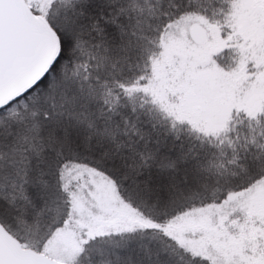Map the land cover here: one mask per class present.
Instances as JSON below:
<instances>
[{"label": "trees", "instance_id": "1", "mask_svg": "<svg viewBox=\"0 0 264 264\" xmlns=\"http://www.w3.org/2000/svg\"><path fill=\"white\" fill-rule=\"evenodd\" d=\"M234 2L49 1L40 13L57 52L37 79L0 103V224L8 233L40 248L68 216L66 168L83 163L111 179L145 222L87 237L77 261L213 264L169 232L180 213L264 177V103L256 113L235 109L221 128L205 131L176 117L153 79L164 32L186 15L227 39L213 57L231 69ZM244 218L237 224V213L221 228L264 255V222Z\"/></svg>", "mask_w": 264, "mask_h": 264}, {"label": "rangeland", "instance_id": "2", "mask_svg": "<svg viewBox=\"0 0 264 264\" xmlns=\"http://www.w3.org/2000/svg\"><path fill=\"white\" fill-rule=\"evenodd\" d=\"M49 1L20 0L44 25L40 12ZM193 22L206 27L198 15H186L168 25L153 81L159 82L156 94L176 117L198 129L214 131L224 125L231 111L242 109L256 113L264 103V0H235L232 6L230 37H236L232 45L237 54L231 69L222 67L213 57L227 44V39L220 36L216 27L208 25L206 39L195 43L188 32ZM56 48L53 34L42 66L10 88L0 97V103L37 79L55 56ZM66 174L69 196L66 222L51 232L40 248H34L36 251L60 261L79 263L76 258L87 237L128 230L145 222L101 171L77 163L68 166ZM229 192L232 193L219 202L180 213L181 224L169 234L178 244L213 264H264V255L251 251L246 243L238 241L220 225L237 213V224L246 223L247 216L251 217L248 220L256 218L258 225L264 222V177L248 187Z\"/></svg>", "mask_w": 264, "mask_h": 264}, {"label": "water", "instance_id": "3", "mask_svg": "<svg viewBox=\"0 0 264 264\" xmlns=\"http://www.w3.org/2000/svg\"><path fill=\"white\" fill-rule=\"evenodd\" d=\"M195 43L206 39V29L198 22L188 28ZM53 35L20 0H0V97L41 67ZM232 192H229V196ZM0 264H84L60 261L20 242L0 224Z\"/></svg>", "mask_w": 264, "mask_h": 264}, {"label": "flooded vegetation", "instance_id": "4", "mask_svg": "<svg viewBox=\"0 0 264 264\" xmlns=\"http://www.w3.org/2000/svg\"><path fill=\"white\" fill-rule=\"evenodd\" d=\"M51 45H52V44H50V47H51ZM49 51H50V48H49ZM48 53H49V52H48ZM47 56H48V54H47ZM47 56H46L45 58H43L42 63H41V66H42L44 60L47 58Z\"/></svg>", "mask_w": 264, "mask_h": 264}, {"label": "bare ground", "instance_id": "5", "mask_svg": "<svg viewBox=\"0 0 264 264\" xmlns=\"http://www.w3.org/2000/svg\"><path fill=\"white\" fill-rule=\"evenodd\" d=\"M57 49V48H56Z\"/></svg>", "mask_w": 264, "mask_h": 264}]
</instances>
